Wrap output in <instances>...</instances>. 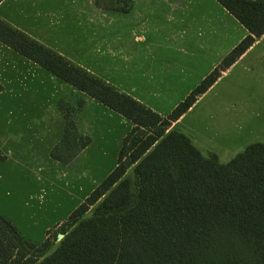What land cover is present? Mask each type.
I'll list each match as a JSON object with an SVG mask.
<instances>
[{
	"label": "trees",
	"instance_id": "16d2710c",
	"mask_svg": "<svg viewBox=\"0 0 264 264\" xmlns=\"http://www.w3.org/2000/svg\"><path fill=\"white\" fill-rule=\"evenodd\" d=\"M217 1L248 34L167 116L0 19L1 42L133 124L114 169L59 225L73 227L58 233L52 252L48 238L33 243L0 214V264H264V142L222 163L174 125L264 34V0ZM118 9L127 11L129 1ZM61 108L63 136L51 156L68 164L91 140L73 106Z\"/></svg>",
	"mask_w": 264,
	"mask_h": 264
},
{
	"label": "crops",
	"instance_id": "0c3cea01",
	"mask_svg": "<svg viewBox=\"0 0 264 264\" xmlns=\"http://www.w3.org/2000/svg\"><path fill=\"white\" fill-rule=\"evenodd\" d=\"M107 1V4H98L95 0H73L71 12H66L62 8L64 0L60 3L56 0H3L0 19L163 116L166 115L162 107L164 103L159 97L179 96L170 104V109H174L248 34L239 20L217 0H166L169 9L166 11L181 9L182 12L172 27L174 39L157 42L151 39L156 29L152 20L157 10L162 8L160 0H128L127 11L118 9L123 0ZM159 47L173 49L171 55L166 50L159 51ZM117 49H128V56L122 61L116 59L113 55ZM178 49H182L181 58L178 57ZM207 49L213 51L208 54ZM207 54L213 61L190 81V64H193V72L197 73L195 66L205 63ZM178 64L181 65L180 71L176 68ZM256 71L262 76L258 85L261 90L248 91L251 95H264V34L203 95L214 90L231 73L236 72L235 75L241 78L244 74L249 77V72L255 75ZM231 81L223 87L224 94L238 92ZM0 84L3 86L0 92V175L5 174L6 186L15 171L23 174L30 169L41 170L46 166L59 169L63 165L51 156L52 149L63 136L62 101L76 107L73 117L81 134L101 140L118 154L124 137L133 126L121 114L1 41ZM240 87L238 84L239 91H244ZM149 97L157 98L152 101ZM79 100L83 101L81 107H77ZM226 102L233 105L232 102L236 101L234 98L229 101L221 98L215 105L208 102L206 108L214 106L217 112L218 105ZM190 109L174 123L175 126L180 125ZM201 126L193 127V131L204 136L210 129L205 125L201 129ZM215 126L212 127L215 135L221 136ZM242 136L237 139V134H233L224 136V139L231 143L241 140ZM191 140L202 153L205 151L192 137ZM251 141L246 136L241 147ZM227 146L225 149L229 150ZM207 152L220 159L217 151ZM73 162L64 166L68 167ZM91 192L80 196L71 211Z\"/></svg>",
	"mask_w": 264,
	"mask_h": 264
},
{
	"label": "rangeland",
	"instance_id": "374dc122",
	"mask_svg": "<svg viewBox=\"0 0 264 264\" xmlns=\"http://www.w3.org/2000/svg\"><path fill=\"white\" fill-rule=\"evenodd\" d=\"M59 1L61 2V0H56V3ZM72 1L64 0L65 4L62 8L66 12H71L70 5ZM95 1L98 4L108 3L107 0ZM160 2L162 8L157 10L156 16L152 20L156 29L151 39L157 40V42H164L174 39L172 37V27L175 26L177 19L180 18L182 10L166 11L169 10L166 7V0H160ZM179 31H181V28ZM118 50L115 51L113 56L122 61L128 56V49ZM158 50H166L171 55L173 49L159 47ZM181 50L178 49L179 58L182 57ZM206 51L209 54L213 50L207 49ZM208 54L205 63L200 62L195 66L197 73L193 72V64H190L192 70L191 73H188L190 74V81L196 74L204 70L209 62L213 61V58L211 56L208 57ZM178 61L181 62L180 60ZM176 68L180 71L181 65L178 64ZM183 72L185 71L183 70ZM235 73L229 74L224 80L220 81L214 90L209 91L206 95L202 94L190 109L191 111L188 112L186 118L178 125L179 130L186 133L190 138L192 137L198 146L205 148L204 155L207 156L209 154L207 151L209 150H215L218 152L219 160L224 163L229 162L237 153L244 150L245 146H248L244 145L241 147L242 143L246 140V136L248 139H252L249 144L257 141L264 142V95H251L248 91V89L261 90L258 85L262 76L258 71L254 72L255 75L249 72V77L244 74L241 78L235 75ZM230 80H232L233 87L238 92L235 94H224L223 87ZM238 84L242 86L240 88L244 91H239ZM149 98L153 101L157 97ZM178 98L180 97L177 95L159 97V100H162L164 103L162 106L166 114L164 116L170 114L173 110L170 109V106ZM221 98L228 101L234 98L236 102H232L233 105L228 102L218 105L219 109H216L217 112L214 111V106L211 109L206 108L208 102L215 105L216 102H220ZM79 102L80 100L77 107H80ZM212 104H209V106ZM221 107L229 109L223 111L220 109ZM73 108L76 109L74 106ZM199 125H205V127L210 129L206 135L203 136L198 131H193V127L197 129ZM213 125H216L215 127H217L221 136L215 135ZM202 126L201 129H204ZM233 134H237V139L242 135L245 136H242V139L236 142L226 143L227 140L224 139V136ZM88 137L91 141L87 150L81 151L73 159L74 162L68 167H65L63 164L58 169L53 166H46L45 164L46 167L41 170L30 169V171H25L23 174L20 171H15L12 180L8 182L7 186L5 184V174L0 175V200H5V202H0V214L10 220L17 227L21 235L31 242L40 244L48 238L52 245L47 254L52 252L63 238V236L58 238V233L72 229L73 226L70 225L64 227H60L59 225L67 220L69 213L72 212L74 203L85 192H91L92 188L97 187L115 167L118 151L110 147L108 148L106 143H102L101 140H95L91 136ZM226 144L229 145L227 146L229 150L225 149ZM237 148L238 151H241L233 152ZM129 175L133 177L132 170L129 171ZM60 221L61 223H59ZM49 230L50 233L47 234Z\"/></svg>",
	"mask_w": 264,
	"mask_h": 264
}]
</instances>
